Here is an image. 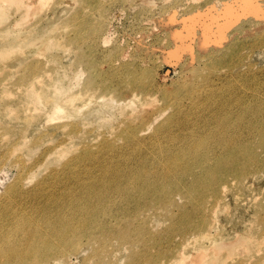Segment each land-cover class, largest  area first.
<instances>
[{"label": "bare ground", "instance_id": "bare-ground-1", "mask_svg": "<svg viewBox=\"0 0 264 264\" xmlns=\"http://www.w3.org/2000/svg\"><path fill=\"white\" fill-rule=\"evenodd\" d=\"M70 1H74L78 5V0ZM196 1L200 0H194V2ZM1 2L3 5L4 3L13 4L22 10L18 25L29 20L33 21L31 18L40 10L39 4H37L38 6L30 5L26 3V0H0ZM34 2L32 4H36ZM75 4L71 2V5ZM177 11L176 8L168 9L163 13L162 18L160 17L161 20H159L160 18L154 19L159 20L156 21L159 22L156 28L160 26L169 30V37L174 45H172V49H169L172 60L179 56L180 52L193 55L192 42L195 38L198 39L196 47L201 50L208 51L211 46L215 49L222 48L232 37L229 33L230 30L242 19L252 17L260 21L264 20V2L261 0H213L205 9L198 8L188 15L182 16L181 19L178 18ZM96 13L101 17V21L97 24L92 21V16ZM71 14L72 16L64 23V26L57 28L60 25H56L53 28L56 30L50 32L71 29L75 32V36L73 38L54 36L45 45L49 44L50 50L69 52L73 49L80 50L82 44H87L88 38L101 31L105 20L103 6L93 9L89 0H84L83 4ZM1 17L5 18L6 13L0 9ZM177 24H179L178 27H176ZM263 28L264 25L260 23L253 27L252 32H248L252 35ZM31 29H27L29 35L20 40L30 46L34 43L32 36L35 32ZM245 31L242 36L247 35V30ZM141 37L143 38L145 35ZM258 38L264 41V32ZM108 39L107 41H109ZM105 40L102 41L105 42ZM35 43L33 46L36 45ZM169 50L167 49L168 52ZM74 53L76 54V51ZM124 53L123 59L126 56ZM4 55L8 56V54L0 52V60L6 57ZM162 56L165 59L169 57L168 53L167 56ZM182 56L185 55L182 54ZM170 57L167 58L168 60L166 59L167 62H170ZM212 57L214 66L209 78H201L202 83L198 82L199 76H193L183 81L179 80L177 82V84L180 82L179 88H175L174 91L185 87L187 90L184 97L175 94V97L169 100L167 94L172 95L173 92L168 91L164 94V99L169 106L174 108V112L166 117L163 123L156 125L154 129L158 133H165L166 129L175 126L188 131L187 137L184 138L186 139L185 145H181L182 138L174 139L172 137L169 142L171 145L164 146L173 147L155 150L153 152L154 162L149 163L142 160L133 166L123 163L121 160L122 158H131L128 151L133 146L137 149L143 148L147 144L148 137L144 138L141 133L144 129L120 126L114 142L104 141L96 151L90 145L83 146L74 152L75 156L64 162L61 170H52L55 174L63 175L64 180L79 175L78 173L90 178L84 185V192H77L67 184L58 189L57 192L62 195L60 198L66 197L68 201L63 202L55 217L49 215L48 206L40 207L38 205L44 195L41 188L26 190L23 184H20L23 183V178L5 188L4 194L0 197V264H45L54 256L63 257L68 252L78 250L82 241L85 240L99 243L94 251V256L100 257L106 253L107 247L113 240L121 243L141 244V251L132 257L129 264H186L190 260L183 252L191 245L195 246L193 250L196 254L192 257L202 262L205 259L209 260L210 257L207 254L210 251L206 252L209 248L206 244H209L210 248L220 247L232 250L237 239L221 233L216 227V223H219L221 214L228 208V198H233L235 194L234 189L232 193L229 182L244 188L248 182L258 178L264 168V116L262 115L264 112L262 95L264 87L248 84L245 80L248 72L253 70L245 68L247 55L240 56L238 47L230 46L219 54H212L211 59ZM90 58L89 55L83 54L79 61L93 72L94 77L85 88V93L93 96V99L94 94L100 93L102 98L108 96L110 101L120 96H128L132 99L138 96L137 100H139L141 97L149 98L148 95L153 92L154 86L150 78V70L133 68L134 65L121 62L122 64H114L109 72L96 73L95 64L90 62ZM52 60L54 66L52 72L48 74L44 73L40 64L24 60L22 64L24 70L22 73L16 74L15 81L20 87L28 86V100L36 103L40 107L41 113L50 105L47 115L51 119L47 117L49 122L53 121L52 118L60 115H77L78 119L74 122L66 125L60 124L56 128L62 131L65 129L71 137H78L81 132L79 124L80 117H82L80 116L81 111L85 107L89 108V104L91 105L92 102L86 101V104L84 102L82 108L74 105L75 101L85 100L82 92H78L63 100L68 103H62L64 105H61V102L58 103L65 92V89L58 83L64 80L61 77L57 82L54 81V75L58 74L60 70L57 65L59 57L54 54ZM233 60H237V62L232 64ZM175 63L177 64V62ZM218 67L220 68L218 69ZM255 73L256 71L250 74L256 76ZM79 76L82 77V75ZM38 82L42 84L47 82L49 86L54 87L53 94L48 95L41 88L36 87ZM108 97L106 99L99 98L98 101L102 99L108 102ZM186 99L187 101H185ZM88 100L91 101L90 98ZM247 101H256L257 103L247 104ZM259 101L260 103H258ZM211 105L213 106L211 107ZM8 109L9 107H7ZM11 111V114L14 113L13 110ZM205 113L214 116L215 124L209 125L208 128H201L197 121L192 126L191 121L202 118ZM18 114L15 113V117L19 118ZM39 115L28 117V125L31 126L33 122L41 118ZM58 119L62 118L58 117ZM147 124L151 126L149 118ZM45 135L55 137L56 130L41 132L34 136L31 140L34 148L39 147ZM118 141H121V145H118ZM16 145L11 143L5 149L8 152ZM62 145L63 142H59L48 148L44 152L43 158L58 154L57 158L59 159V155L65 151ZM16 151L17 149H14V153ZM106 155L109 156L106 157ZM17 163L23 165L21 160H18ZM21 168L27 175L33 172L29 167L22 166ZM98 170L101 171V175L97 179L94 174ZM1 176L3 175H0V186L3 179ZM44 183L45 180L41 182V185ZM19 191L20 195L27 197L29 204L30 201L32 202V207L41 213L40 216L19 214L21 212L17 207ZM176 194L184 200L182 205L177 203ZM162 206L168 210L169 227L157 236L151 233L146 212L150 211V208L157 211ZM173 208H177L178 211ZM257 212L259 227L262 229L264 228V205L259 204ZM110 216H120L121 223L113 225L108 221ZM176 237H179L177 242H175ZM252 239L253 237L250 235H244L242 241L249 243ZM243 248L241 249L243 250ZM241 249H237V251H241ZM160 261L162 262L160 263ZM197 263L202 264L201 262Z\"/></svg>", "mask_w": 264, "mask_h": 264}, {"label": "rangeland", "instance_id": "rangeland-1", "mask_svg": "<svg viewBox=\"0 0 264 264\" xmlns=\"http://www.w3.org/2000/svg\"><path fill=\"white\" fill-rule=\"evenodd\" d=\"M34 1L26 0V3L30 5L39 4L38 8L40 10L31 18L33 21L29 20L22 25H18L22 16V10H19L15 5L10 3H4V5L2 2L0 3V9L6 13L5 18H0V52L8 54V56L4 55L6 57L3 60H0V72L2 73L0 75V175H3L1 176L3 179L0 186V197L4 194L5 188L18 179L23 178V183L20 184H23L26 190L41 188L44 195L41 197L38 205L40 207L48 206L51 217H55L63 202L68 201L66 197L60 198L62 195L57 192L60 187L67 184L72 186L77 192L85 191L84 185L89 181V177L78 173L79 175H74L64 180L63 175L52 172V170H61L64 162L70 157L75 156L74 152L83 146L90 145L96 151L98 146L103 144L104 141L114 142L120 126L144 129L141 133L144 138L148 137L147 144L143 148L137 149L133 146L128 151L131 158H122L121 160V162L133 166L142 160L149 163L154 162L153 152L159 148L173 147H166L167 145H171L169 142L172 137L174 139L182 138L181 145L186 144V139L184 138L187 137L188 131L171 126L165 130V133H158L154 127L163 123L164 119L174 112V108L169 106L164 99L165 92H173L172 95L167 94L169 100L174 98L175 94L183 95L184 97L187 90L185 87H180V90L174 91L175 88H179L180 82L177 84L179 80L183 81L193 76H199L198 82L202 83L201 78H209L214 66V58L212 57L211 59L212 54H219L230 46L238 47L240 56L244 57L247 55L245 68L252 69V72L256 71V76L250 74L252 72H248L249 74L245 77V80L248 84H257L260 87H264V41L258 38L264 32V28L259 32L258 30L254 32V35H250L251 33L248 32H252L253 27L260 23L264 25V20L260 21L252 17L242 19L230 30L229 33L232 37L222 48L215 49L211 46L208 51L201 50L199 47H196L198 39L195 38L192 42L194 46L193 55H191V52H189L191 54L180 52L181 56L180 54L179 56L180 59L182 57L181 60L179 56L174 57V61L171 59L169 49H172L174 45L170 40L169 30L160 26L156 28L159 24L156 21L161 20L163 13L168 9L176 8L178 10V18L181 19L183 18L182 16H186L198 8L205 9L213 0H200L198 2H194V0H167L166 2H164L165 0H89L93 9H97L101 5L103 6L105 20L103 21L102 29L95 36L88 38L87 44H82L80 50L73 49L70 52L50 50L49 44L45 45L47 41L56 35L70 38L75 36V32L71 29H61L60 32L50 31H55L56 29L53 28L56 25H60L57 28L62 27V25L64 26V23L72 16L71 13L81 6L84 0H78V5L70 0H68V3L66 0H52L51 3V0ZM261 1L264 2V0ZM33 2L36 4H32ZM71 2L75 5H71ZM158 18L160 19L154 20ZM100 19L101 17L98 13L92 16V21L96 24L101 21ZM178 26L179 24L176 25V27ZM30 28H32L33 32L35 31L32 38L34 39V43L37 41L35 44H38V46H33L34 43L30 46L26 42L20 41L26 35H29L27 29ZM159 28L161 30L156 31ZM245 30H247V35L242 36L246 32ZM142 35H145V37L142 38ZM102 40H105L107 44H104L105 42ZM12 47L14 49H11ZM154 48L155 50H153ZM75 51L76 54L74 53ZM123 53L126 55L124 56L125 59L122 58ZM167 53L171 63L167 62V58L169 57H166V60L162 56H167ZM54 54L59 57L57 65L60 69L59 73L54 75V81L57 82L58 79L63 77L64 81L58 83V85L65 89L58 103L61 102V105H64L62 104L64 102L68 103L63 100L78 92H82L85 100H80V102L75 101L74 105L82 108L84 102V104H86V101L92 102L91 105L89 104V108L85 107L81 111L82 114L80 116L82 117H80L81 120L79 122L81 132L78 137H71L66 133L65 129H63V132L56 128L60 124L66 125L74 122L78 119L77 115H60L58 117L62 119L55 117L52 118L53 121L49 122L47 115L50 111V105L41 113L40 107L36 103L34 104L33 101L28 100V86L24 85L20 87L15 81L16 74L22 73L24 70V65H22L24 60L40 64L45 74L52 72L54 66L52 56ZM83 54L91 57L90 62H94L96 73L109 72L114 64H122L121 62H128L134 65L133 68L138 67L144 71L150 70V78L154 86L153 92L148 95L149 98L141 97L139 99L140 103L137 100L138 96L133 99L128 96H120L115 98V101L111 100L114 101L111 102L108 96L102 98V94L97 93L94 94L93 99V96L85 93V88L94 76L89 67L79 61ZM182 54L185 56H182ZM177 59L179 60L176 61ZM236 62L237 60H233L232 64ZM70 64L72 67H70ZM78 74L82 75V77ZM80 80L82 81L80 82ZM96 80L98 79L96 78ZM245 80L244 82L246 83ZM36 87L41 88L48 95H52L55 90L47 82H43V84L38 82ZM86 95L88 96L86 97ZM262 95L264 98V94ZM106 97H108V102L102 100L106 99ZM89 98L91 101L88 100ZM99 98L102 99L98 101ZM128 100L130 102H126ZM131 100L133 103H131ZM253 103L257 102L247 101V104ZM7 107H9L8 110ZM11 110L14 113L11 114ZM15 113H19V118L15 117ZM37 114H40L41 118L33 122L31 126L28 125V117ZM262 115L264 116V112H262ZM148 118L151 120V126L147 124ZM197 121L201 128H208L209 125H214L216 122L214 116L212 117L208 113H205L202 118L193 119L191 121L192 126ZM53 129L56 130L55 137L45 135L39 147L34 148L35 146L31 144L34 136L41 132H53ZM4 138H6L5 141ZM59 142H63L62 147L65 150L62 155H59V159L57 158L58 154L45 156L44 159V152ZM11 143L17 145L7 152L5 147ZM118 145H121V141H118ZM14 149H17L15 153ZM108 156L106 155V157ZM18 160H21L22 166L31 168L32 174H28V176L26 173H23L22 166L17 163ZM100 175L101 171L99 170L94 174L97 179ZM44 180L45 183L41 185V182ZM229 187L232 188V193L235 190V194L233 198H228V208L221 214L220 221L216 223V227L219 228L221 233L223 232L226 235H231L233 239H237V243L232 250L220 247L213 248L212 246L210 248V245L205 243L209 247L206 252L210 251L207 253L210 257L209 260L205 259L203 262L197 261L192 257V255L196 254L193 250L195 246L191 245L189 249L183 252L185 256L187 255L186 257H189L188 260H190H187L186 264H196L197 262H201L202 264H264V228L261 229L259 227L257 214L258 205H264V168H262L258 178L248 182L244 188L239 187L238 184L236 185L231 181L229 182ZM20 194L21 192L19 191L17 193V207L21 211L19 214L34 217L40 216L41 213L32 207V202L30 201L29 204L27 197ZM175 197H177L176 201L179 205L184 203L181 196L176 194ZM143 207L147 208L149 206ZM173 210L176 211L177 208H173ZM167 212L168 210L164 206L160 207L157 211L154 208H150V211L146 212L149 218V228L153 235L158 236L168 229L169 218L167 217ZM108 221L113 225L121 223V217L110 216ZM244 235L253 237L252 241L249 243L243 242ZM177 241H179V237H176L175 242ZM98 246L99 243L95 241H82L78 250L68 252L63 257L54 256L45 264H129L132 257L142 249L139 243H121L113 240L107 247L106 253L100 257L94 256V251ZM237 249H241V251H237ZM193 258L194 260H192Z\"/></svg>", "mask_w": 264, "mask_h": 264}]
</instances>
